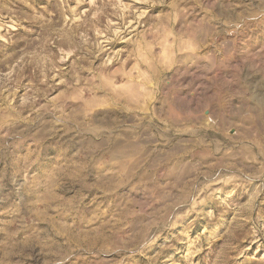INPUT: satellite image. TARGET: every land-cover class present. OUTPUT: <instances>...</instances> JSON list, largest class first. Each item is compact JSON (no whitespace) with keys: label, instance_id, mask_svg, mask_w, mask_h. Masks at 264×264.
Returning a JSON list of instances; mask_svg holds the SVG:
<instances>
[{"label":"rangeland","instance_id":"1","mask_svg":"<svg viewBox=\"0 0 264 264\" xmlns=\"http://www.w3.org/2000/svg\"><path fill=\"white\" fill-rule=\"evenodd\" d=\"M0 264H264V0H0Z\"/></svg>","mask_w":264,"mask_h":264}]
</instances>
